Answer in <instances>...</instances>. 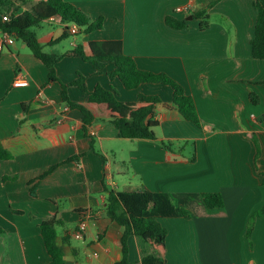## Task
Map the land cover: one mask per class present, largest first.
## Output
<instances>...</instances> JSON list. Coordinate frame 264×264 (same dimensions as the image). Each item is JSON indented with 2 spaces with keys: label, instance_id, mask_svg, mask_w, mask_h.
<instances>
[{
  "label": "crops",
  "instance_id": "1",
  "mask_svg": "<svg viewBox=\"0 0 264 264\" xmlns=\"http://www.w3.org/2000/svg\"><path fill=\"white\" fill-rule=\"evenodd\" d=\"M215 1L201 30V21L189 18ZM255 1L64 0L90 22L103 18L102 28L68 31L74 40L67 45L65 28H52L59 18L35 29L45 54L82 46L90 56L91 43L121 41L138 68L181 84L194 98L203 129L179 113L169 86L145 83L129 90L109 78L113 63L96 71L73 55L55 65L65 84L80 73L89 91L99 85L114 89L121 101L160 97L153 116L159 122L156 140L120 138L113 124L100 120L84 133L81 113L63 102L61 83L49 82L47 67L27 45L15 39L3 48L0 144L12 158L0 160V227L6 231L0 235V264H51L40 224L53 216L60 220L57 245L64 264L121 262L125 228L108 216L105 187L168 196L171 207L158 216L167 230L166 264H264V216L247 237L252 214L264 206V59L252 56ZM169 17L187 20V27H170ZM19 75L28 86H13ZM67 93L73 101L87 100L77 87ZM251 93L259 98L256 104ZM207 192L222 194L224 209L199 216L208 214L200 200ZM184 208L193 216L184 217ZM79 222L86 225L81 239L75 236ZM127 248L129 264H143L147 250L136 236H129Z\"/></svg>",
  "mask_w": 264,
  "mask_h": 264
},
{
  "label": "trees",
  "instance_id": "2",
  "mask_svg": "<svg viewBox=\"0 0 264 264\" xmlns=\"http://www.w3.org/2000/svg\"><path fill=\"white\" fill-rule=\"evenodd\" d=\"M210 3L203 11L193 13L194 19H199L200 29L204 30L208 24L206 14L208 9L215 5ZM254 8L257 13L255 33L251 41L252 56L254 59H264V0H256ZM24 11L21 13V11ZM5 15L8 21H3ZM52 18H59L64 23H72L89 33L99 30L103 25V18L90 22V18L82 10L64 0H0V30L10 33L27 45L33 54L40 59L49 71V82L59 81L61 83V96L63 102L70 108L78 110L82 115V129L87 133L94 122L106 121L113 124L119 131L120 138L150 139L156 140V129L159 122L154 119V111L162 100L158 96L139 94L136 101H121L114 89H107L99 85L92 91L87 89V78L79 73L78 78L72 83L65 84L56 75L55 65L67 56H78L90 63L96 71H102L108 63L114 64L113 71L108 73L110 79L118 78L126 89L135 90L142 84H162L172 88L174 106L185 120L192 122L201 129L204 123L198 116V110L191 95L185 92V88L165 73H153L152 71L138 68L137 62L125 55L121 41H103L90 44L91 55L87 56L82 46L67 54L48 55L42 50L39 38L35 32L36 28L42 27ZM166 23L177 30L187 27V20H177L169 17ZM64 29L62 39L68 37ZM70 86L77 87L84 92L87 100L73 101L69 98L67 89ZM253 104L259 102L255 93L250 95ZM12 155L0 144V160L11 159ZM56 166L51 167L43 176L49 175ZM16 179V177H4ZM264 184V182H263ZM108 216L125 228L122 239L123 260L118 264H129L128 262V238L136 236L137 240L144 244L147 254L141 260L143 264H166L167 230L161 226L158 216L171 207V200L166 195H158L149 191L142 192H117L109 190ZM200 200L208 214L199 216H212L224 209V198L217 192L202 193ZM184 217H192L188 209H182ZM264 216V206L254 212L250 218L247 228V237L251 240L252 230L257 217ZM57 216L46 219L40 224L41 235L44 240L46 251L51 257V264H64L63 250L57 245L56 225L59 223ZM0 235L5 236L6 231L0 227ZM252 245V242H251Z\"/></svg>",
  "mask_w": 264,
  "mask_h": 264
},
{
  "label": "built area",
  "instance_id": "3",
  "mask_svg": "<svg viewBox=\"0 0 264 264\" xmlns=\"http://www.w3.org/2000/svg\"><path fill=\"white\" fill-rule=\"evenodd\" d=\"M185 9L186 8H178L177 12H182ZM8 20H9V16L5 15L3 17V21H8ZM69 32L72 35H76L80 32V28L73 24V26L69 30ZM15 39H16V37L14 35H12L10 33L2 32V34L0 35V52L3 50L4 47L10 46ZM28 85H29V82L20 75L18 77H16V79L13 82V86L17 87V88L26 87ZM85 228H86L85 222H79L78 230L75 232V236L77 238L81 239L82 233L85 230Z\"/></svg>",
  "mask_w": 264,
  "mask_h": 264
},
{
  "label": "rangeland",
  "instance_id": "4",
  "mask_svg": "<svg viewBox=\"0 0 264 264\" xmlns=\"http://www.w3.org/2000/svg\"><path fill=\"white\" fill-rule=\"evenodd\" d=\"M73 26L72 23H64L63 21H61L60 19H58L52 26V28L56 29V31H60L62 28H66L68 27L69 29H71ZM44 28H48L47 26H45ZM38 30V29H36ZM69 41L65 43V45H67L69 42L74 40V36H69L68 37ZM66 40V39H64ZM85 76V75H84Z\"/></svg>",
  "mask_w": 264,
  "mask_h": 264
},
{
  "label": "water",
  "instance_id": "5",
  "mask_svg": "<svg viewBox=\"0 0 264 264\" xmlns=\"http://www.w3.org/2000/svg\"><path fill=\"white\" fill-rule=\"evenodd\" d=\"M190 20H192L193 19V16H190V18H189Z\"/></svg>",
  "mask_w": 264,
  "mask_h": 264
}]
</instances>
